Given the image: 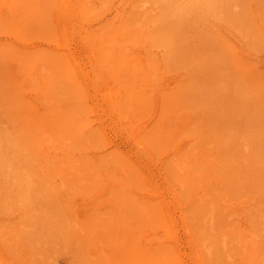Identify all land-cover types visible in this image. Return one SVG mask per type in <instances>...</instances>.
I'll return each mask as SVG.
<instances>
[{
	"label": "rangeland",
	"instance_id": "1",
	"mask_svg": "<svg viewBox=\"0 0 264 264\" xmlns=\"http://www.w3.org/2000/svg\"><path fill=\"white\" fill-rule=\"evenodd\" d=\"M263 112L264 0H0V264H264Z\"/></svg>",
	"mask_w": 264,
	"mask_h": 264
},
{
	"label": "bare ground",
	"instance_id": "2",
	"mask_svg": "<svg viewBox=\"0 0 264 264\" xmlns=\"http://www.w3.org/2000/svg\"><path fill=\"white\" fill-rule=\"evenodd\" d=\"M158 3H159V2H158ZM16 4H17V1H16ZM215 4H216V3H215ZM16 8H17V7H16ZM12 9H13V7H12ZM132 9H133V8H132ZM147 9H148V8H147ZM238 9H239V8H238ZM196 12H197V10H196ZM177 13H178V12H177ZM30 14H31V13H30ZM138 15H139V14H138ZM252 15H253V14H252ZM150 16H151V15H150ZM204 16H205V15H204ZM29 17H30V16H29ZM182 17H183V16H182ZM205 18H206V17H205ZM179 19H180V18H179ZM33 21H34V20H33ZM8 22H9V21H8ZM201 22H202V21H201ZM246 23H247V22H246ZM249 23H250V22H249ZM44 24H45V23H44ZM54 24H55V23H54ZM246 25H247V24H246ZM207 27H208V26H207ZM255 27H256V26H255ZM260 28H261V27H260ZM260 28H259V30H260ZM248 29H249V28H248ZM179 30H180V29H179ZM174 31H175V30H174ZM177 31H178V30H177ZM253 31H254V30H253ZM184 32H185V31H184ZM246 32H247V31H246ZM46 33H47V32H46ZM49 33H50V32H49ZM140 33H141V32H140ZM200 33H201V32H200ZM247 33H248V32H247ZM252 36H253V35H252ZM251 38H252V37H251ZM206 39H207V38H206ZM206 39H204V40H206ZM248 39H249V38H248ZM169 41H170V40H169ZM247 42H248V41H247ZM258 42H259V41H258ZM160 43H161V42H160ZM249 43H250V41H249ZM163 44H164V43H163ZM260 44H262V43H260ZM256 45H257V44H256ZM189 50H190V49H189ZM225 50H226V49H225ZM171 51H172V50H171ZM205 51H206V50H205ZM258 51H259V50H258ZM205 54H206V53H205ZM220 55H221V54H220ZM40 56H41V54H40ZM45 56H46V55H45ZM56 57H57V56H56ZM173 57H174V56H173ZM182 59H183V58H182ZM205 60H206V59H205ZM229 60H230V59H229ZM156 62H157V61H156ZM237 62H238V61H237ZM55 65H56V64H55ZM239 66H240V65H239ZM156 67H157V66H156ZM227 68H228V67H227ZM235 69H236V68H235ZM54 71H55V70H54ZM55 72H56V71H55ZM242 72H243V71H242ZM227 74H228V73H227ZM230 74H231V73H230ZM144 77H145V76H144ZM217 77H218V76H217ZM258 79H259V78H258ZM198 80H199V79H198ZM242 80H243V79H242ZM251 80H252V79H251ZM188 81H189V80H188ZM245 81H246V80H245ZM259 81H260V80H259ZM233 83H234V82H233ZM236 83H237V82H236ZM236 83H235V85H236ZM253 84H254V83H253ZM18 85H19V84H18ZM208 85H209V84H208ZM235 85H234V86H235ZM20 86H21V85H20ZM238 86H239V85H238ZM246 86H247V85H246ZM249 86H251V85H249ZM255 86H256V85H255ZM252 87H253V86H252ZM144 88H145V87H144ZM223 88H224V87H223ZM220 89H221V87H220ZM255 89H256V88H255ZM224 90H225V89H224ZM219 91H220V90H219ZM230 91H231V90H230ZM244 91H245V90H244ZM251 91H252V90H251ZM260 91H261V90H260ZM224 93H225V92H224ZM241 93H242V92H241ZM247 93H248V92H247ZM254 94H255V93H254ZM145 95H146V94H145ZM220 95H221V94H220ZM229 95H230V94H229ZM241 95H242V94H241ZM241 95H240V96H241ZM233 96H234V95H233ZM238 96H239V95H238ZM253 96H254V95H253ZM177 97H178V96H177ZM228 97H229V96H228ZM234 97H235V96H234ZM172 98H173V97H172ZM183 99H184V98H183ZM192 99H193V98H192ZM252 99H253V98H252ZM171 101H172V100H171ZM182 101H183V100H182ZM191 101H192V100H191ZM235 101H237V99H236ZM248 101H249V100H248ZM197 103H198V102H197ZM202 103H203V102H202ZM236 104H237V102H236ZM3 105H4V104H3ZM219 105H220V104H219ZM257 105H258V104H257ZM238 106H239V104L237 105V108H238ZM248 106H249V105H248ZM70 107H71V106H70ZM188 107H189V106H188ZM233 107H234V106H233ZM249 107H250V106H249ZM255 108H256V107H255ZM77 110H78V109H77ZM214 110H215V109H214ZM262 110H263V108H262ZM230 111H231V110H230ZM242 111H243V110H242ZM246 111H247V109H246ZM248 111H249V110H248ZM52 113H53V112H52ZM84 113H85V112H84ZM223 113H224V112H223ZM223 113H222V114H223ZM253 113H254V112H253ZM263 113H264V112H263ZM251 114H252V113H251ZM256 114H257V113H256ZM55 115H56V114H55ZM139 115H140V114H139ZM59 117H60V116H59ZM219 117H220V116H219ZM262 117H263V116H262ZM85 119H86V118H85ZM85 119H84V120H85ZM179 119H180V118H179ZM157 120H158V119H157ZM32 121H33V120H32ZM39 121H40V120H39ZM211 121H212V120H211ZM254 121H255V120H254ZM248 122H250V121H248ZM82 123H83V122H82ZM193 124H195V123H193ZM225 124H226V123H225ZM253 125H254V124H253ZM263 127H264V126H263ZM173 128H174V127H173ZM187 129H188V128H187ZM224 130H225V129H224ZM153 131H154V129H153ZM251 131H252V130H251ZM155 132H156V131H155ZM193 132H194V131H193ZM151 133H152V132H151ZM189 134H190V133H189ZM253 134H254V133H253ZM46 135H47V134H46ZM234 135H235V134H234ZM20 137H22V136H20ZM47 137H48V136H47ZM191 137H192V136H191ZM65 138H66V137H65ZM181 138H182V137H181ZM243 139H244V138H243ZM1 140H3V139L1 138ZM65 140H66V139H65ZM145 140H146V139H145ZM245 140H247L246 137H245ZM2 142L4 143V140H3ZM8 142H9V141H8ZM98 142H99V141H98ZM159 142H160V141H159ZM253 142H254V141H253ZM258 142H259V141H258ZM12 143H13V142H11V145H9V143H7V144H8L10 147H12V145H14V143H13V144H12ZM175 143H176V142H175ZM232 143H233V142H232ZM239 143H240V142H239ZM246 143H247V142H246ZM7 144H6V145H7ZM248 144H249V143H248ZM248 144H247V145H248ZM253 144H254V143H253ZM1 145H2V143H1ZM80 145H81V144H80ZM55 146H56V145H55ZM261 146H262V145H261ZM247 147L249 148V146H247ZM250 147H251V146H250ZM0 148H1V147H0ZM6 148H9V147H5V146L3 145L2 148H1V150H2V151H3V150H6V152H7L8 149H6ZM48 148H49V147H48ZM56 148H57V147H56ZM248 148H247V150H248ZM29 149H30V148H29ZM164 149H165V147H164ZM235 149H236V148H235ZM243 149H244V148H243ZM261 149H262V148H261ZM24 150L26 151V149H24ZM211 150H212V149H211ZM18 151H19V150H18ZM29 151H30V150H29ZM38 151H39V150H38ZM43 152H44V151H43ZM43 152H42V153H43ZM248 152H249V151H248ZM263 152H264V151H263ZM51 153H52V152H51ZM2 154H4V153H2ZM2 154H1V155H2ZM23 154H24V152H23ZM26 154H27V153H26ZM43 154H44V153H43ZM43 154H42V155H43ZM114 154H115V153H114ZM232 154H233V153H232ZM258 154H259V153H258ZM1 155H0V156H1ZM4 155H5V154H4ZM4 155H3V156H4ZM121 155H122V154H121ZM190 155H191V154H190ZM3 156H2V158H3ZM191 156H192V155H191ZM258 156H259V155H258ZM4 157H5V156H4ZM30 157H31V156H30ZM36 157H37V156H36ZM218 157H219V156H218ZM255 157H256V156H255ZM0 158H1V157H0ZM2 158H1V159H2ZM7 158H8V157H7ZM37 158H38V157H37ZM233 158H234V157H233ZM8 159H9V158H8ZM8 159H7V161H6V159H5V160L2 159V160L4 161V164H5V161H6V163H8V164H9V162H12V161H13L12 159H9V161H8ZM200 159H203V158H200ZM235 159H236V158H234V160H235ZM238 159H239V158H238ZM245 159H246V158H245ZM250 159H251V158H250ZM38 160H39V159H38ZM126 160H127V159H126ZM203 160H204V159H203ZM240 160H241V159H240ZM26 161H27V160H26ZM248 161H249V160H248ZM248 161H247V162H248ZM28 162H29V161H28ZM176 163H177V162H176ZM183 163H184V162H183ZM228 163H229V162H228ZM249 163H251V162H248V164H249ZM260 163H261V162H260ZM4 164H1V165L3 166ZM8 164H6V165H8ZM47 164L49 165V163H47ZM69 164H71V163H69ZM167 164H168V163H167ZM207 164H208V163H207ZM262 164H263V163H262ZM6 165H4V166H6ZM42 165H43V164H42ZM48 165H47V166H48ZM55 165H56V164H55ZM177 165H178V164H177ZM219 165H220V164H219ZM250 165H251V164H250ZM4 166H3V168H4ZM11 166H12V167H11ZM11 166H10V168H12V170H13V167H14V169H15L16 171L18 170V169L15 168V165L12 164ZM252 166H253V165H252ZM6 167H9V165L6 166ZM16 167H18V166H16ZM58 167H60V166L58 165ZM19 168H20V169L17 171V172H19V173H17L16 171L13 170V171H14L13 174H14L15 172H16V173H15L16 175L18 174V176H19L18 179H20V178L22 177V171H21L22 169H21L20 166H19ZM25 168H26V167H24V169H25ZM60 168H61V167H60ZM71 168H72V166H71ZM7 169H9V168H7ZM69 169H70V168H69ZM167 169H168V168H167ZM192 169H193V168H192ZM4 170H5V169H3V171H4ZM170 170H171V169H170ZM196 170H197V169H196ZM217 170L219 171L218 168H217ZM50 171H51V170H50ZM127 171H128V170H127ZM218 171H217V172H218ZM10 172H12V171L10 170ZM25 172H27V171L25 170ZM214 172H215V171H214ZM221 172H222V171H221ZM5 173H6V172H5ZM20 173H21V174H20ZM225 173H226V172H225ZM239 173H240V172H239ZM13 174H12V175H13ZM26 174H27V173H26ZM32 174H33V173H32ZM59 174H62V173L60 172ZM6 175H8V174H6ZM10 175H11V174H10ZM10 175H8V176H10ZM33 175L35 176V174H33ZM67 175H68V174H67ZM175 175H176V173H175ZM26 176H27V175H26ZM29 176H30V174H29ZM40 176H41V174H40ZM191 176H192V175H191ZM251 176H252V175H251ZM30 177H31V176H30ZM242 177H243V176H242ZM9 178H10V177H9ZM9 178H8V179H9ZM27 178H28V177H27ZM27 178L23 176V178H21V179L19 180L20 183H22L21 180H24V179L26 180ZM243 178H244V177H243ZM188 179H189V177H188ZM38 180H39V179H38ZM38 180H37V181H38ZM176 180H177V179H176ZM192 180H193V179H192ZM194 180H196V179H194ZM194 180H193V181H194ZM32 181H34V180H32V177H31V182H32ZM39 181H40V180H39ZM196 181H197V180H196ZM235 181H236V180H235ZM248 181H249V180H248ZM15 182H17V181H15ZM26 182H28V181L26 180ZM26 182H25V184H26ZM188 182H189V181H188ZM188 182H187V183H188ZM33 183H34V182H33ZM251 183H252V182H251ZM254 183H255V182H254ZM25 184H23V185L25 186ZM29 184H30V183H29ZM9 185H10V184H9ZM21 185H22V184H21ZM32 185L35 186V185H37V184L35 183V184H32ZM255 185H257V184H255ZM10 186H11V185H10ZM187 186L189 187V185H187ZM25 187H26V186H25ZM25 187H24V188H25ZM29 187H30V185H29ZM65 187H66V186H65ZM190 187H191V186H190ZM227 187H228V186H227ZM257 187H258V186H257ZM24 188L22 187V188H20V189H21V190H22V189L24 190ZM31 188H32V187H31ZM35 188H36V187H35ZM23 190H22V191H23ZM31 190H32V189H31ZM35 190H37V188H36ZM33 191H34V190H33ZM212 191H213V190H212ZM24 192H25V191H24ZM35 192H36V191H35ZM35 192H34V193H35ZM182 192H183V191H182ZM22 193H23V192H22ZM25 193H26V192H25ZM25 193H24V194H25ZM254 194H255V193H254ZM36 195H38V194H35V196H36ZM135 196H136V195H135ZM259 196H260V195H259ZM16 197H17V196H16ZM36 197H37V196H36ZM105 197H106V196H105ZM220 198H221V197H220ZM37 199H38V198H37ZM59 199H60V198H59ZM28 202H29V201H28ZM129 202H130V201H129ZM218 203H219V202H218ZM118 204H119V203H118ZM216 206H217V205H216ZM194 207H195V206H194ZM128 209H129V208H128ZM144 209H145V208H144ZM196 209H197V208H196ZM194 210H195V209H194ZM54 211H55V210H54ZM200 211H201V210H200ZM52 212H53V211H52ZM140 213H141V212H140ZM53 214H54V213H53ZM216 214H217V213H216ZM140 215H141V214H140ZM159 215H160V214H159ZM75 217H76V216H75ZM113 217H114V216H113ZM146 217H147V216H146ZM148 217H150V216H148ZM188 217H190V216H188ZM249 217H250V216H249ZM147 219H148V218H147ZM72 221H73V220H72ZM214 222H215V221H214ZM126 225H127V224H126ZM195 227H196V226H195ZM199 227H200V226H199ZM198 230H199V229H198ZM167 231H168V230H167ZM76 232H77V231H76ZM210 233H211V232H210ZM231 233H232V232H231ZM213 234H214V233H213ZM232 234H233V233H232ZM235 237H236V236H235ZM84 239H85V238H84ZM133 246H134V245H133ZM239 246H240V245H239ZM208 247H209V246H208ZM204 250H205V249H204ZM209 250H210V249H209ZM206 251H207V250H206ZM233 251H234V250H233ZM204 252H205V251H204ZM207 252H208V251H207ZM211 252H212V251H211ZM211 252H210V254H211ZM208 253H209V252H208ZM204 254H206V253H204ZM206 256H207V255H206ZM208 256H209V255H208ZM209 257H210V256H209ZM209 257H208V258H209ZM206 260H207V259H206ZM206 260H205V261H206ZM255 261H256V260H255ZM246 263H248V262H246ZM256 264H257V263H256Z\"/></svg>",
	"mask_w": 264,
	"mask_h": 264
}]
</instances>
